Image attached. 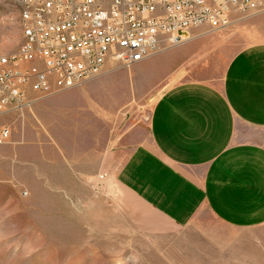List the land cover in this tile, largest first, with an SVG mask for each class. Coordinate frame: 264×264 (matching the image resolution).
Wrapping results in <instances>:
<instances>
[{
	"label": "rangeland",
	"instance_id": "374dc122",
	"mask_svg": "<svg viewBox=\"0 0 264 264\" xmlns=\"http://www.w3.org/2000/svg\"><path fill=\"white\" fill-rule=\"evenodd\" d=\"M22 3L0 0V53L24 42ZM191 31L143 61L0 113V264H264V221L204 213L180 227L118 175L167 88L219 82L234 54L259 41L243 28ZM250 129L264 148V125Z\"/></svg>",
	"mask_w": 264,
	"mask_h": 264
},
{
	"label": "crops",
	"instance_id": "0c3cea01",
	"mask_svg": "<svg viewBox=\"0 0 264 264\" xmlns=\"http://www.w3.org/2000/svg\"><path fill=\"white\" fill-rule=\"evenodd\" d=\"M258 16L208 26L243 28L259 41L234 54L219 82L167 88L119 171L129 191L177 226L204 213L225 223L264 221V148L246 137V127L264 125V14Z\"/></svg>",
	"mask_w": 264,
	"mask_h": 264
},
{
	"label": "built area",
	"instance_id": "2783aa9c",
	"mask_svg": "<svg viewBox=\"0 0 264 264\" xmlns=\"http://www.w3.org/2000/svg\"><path fill=\"white\" fill-rule=\"evenodd\" d=\"M22 10L26 42L0 53V113L182 44L193 28L264 14V0H23Z\"/></svg>",
	"mask_w": 264,
	"mask_h": 264
},
{
	"label": "bare ground",
	"instance_id": "6f19581e",
	"mask_svg": "<svg viewBox=\"0 0 264 264\" xmlns=\"http://www.w3.org/2000/svg\"><path fill=\"white\" fill-rule=\"evenodd\" d=\"M22 19H23V10H22ZM23 34H24V42H23V44H24L26 42V29H25V27H23Z\"/></svg>",
	"mask_w": 264,
	"mask_h": 264
}]
</instances>
